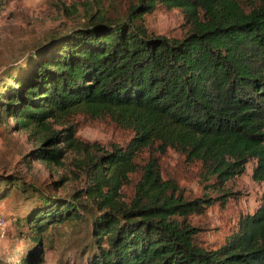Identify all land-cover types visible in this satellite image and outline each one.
Instances as JSON below:
<instances>
[{"label": "trees", "instance_id": "16d2710c", "mask_svg": "<svg viewBox=\"0 0 264 264\" xmlns=\"http://www.w3.org/2000/svg\"><path fill=\"white\" fill-rule=\"evenodd\" d=\"M159 8L184 14L181 39L149 30L145 18ZM7 53L0 126L11 118L12 130L37 138L27 166L35 157L64 167L68 148L85 153L80 115L109 118L130 133L124 146L80 158L75 177L84 186L68 196L0 174V202L40 201L26 225L70 239L58 264H264V190L261 206L217 249L197 241L191 224L226 204L229 182L251 161L253 180L264 184V0L248 14L237 0H137L113 14L87 9ZM169 150L200 164V196L164 174L160 160ZM134 176L127 203L123 189ZM41 253L23 264H44Z\"/></svg>", "mask_w": 264, "mask_h": 264}, {"label": "rangeland", "instance_id": "374dc122", "mask_svg": "<svg viewBox=\"0 0 264 264\" xmlns=\"http://www.w3.org/2000/svg\"><path fill=\"white\" fill-rule=\"evenodd\" d=\"M237 1L247 14L261 5V0ZM133 3H137V0H0V74L9 65L8 50L13 46L18 47L19 42L41 38L61 24L70 23L75 16L84 15L87 9L93 13L104 9L113 14L115 11H127ZM145 19L149 30L158 36L181 39L186 31L184 14L179 10L159 8ZM14 123V119L10 118L0 126V174L21 175L26 181L48 189L50 195L54 196H68L78 188H83L84 184L77 182L75 177L80 172L77 165L80 158H85L83 155L96 151V148L108 150L115 145L124 146L130 139V133L120 130L109 118L80 115L75 123L78 137L84 143L85 153L80 154L68 148L63 159L64 167L43 164L35 157L27 166L23 161L25 154L38 147L39 143L27 131L12 130L9 126ZM56 128L61 129L58 126ZM160 161L164 174L167 177L170 174L177 175L180 186L187 194H192L193 197L201 195L200 164L187 163L185 156L173 150H169ZM255 165L256 162L251 161L244 174L229 182L227 188L230 195L226 204L217 203L207 209L204 215L192 217L191 224L199 228L197 241L204 246L212 249L222 246L238 229L240 220L254 214L261 206L264 184L253 180ZM63 175L66 177L60 183L63 188L56 190V184ZM136 178L132 177L128 186L123 189L127 203L134 195ZM39 203L41 202L28 201L21 196L0 202V221H5L3 225L0 223V264H23L30 253L35 251L43 252L44 264H58L60 257H63L62 251L67 246L65 242L70 240L68 237H60L58 232L50 231L43 235L32 231L24 221L28 211ZM39 245L41 247L37 249ZM70 251L73 253L74 249ZM71 255L72 258L75 257Z\"/></svg>", "mask_w": 264, "mask_h": 264}, {"label": "built area", "instance_id": "2783aa9c", "mask_svg": "<svg viewBox=\"0 0 264 264\" xmlns=\"http://www.w3.org/2000/svg\"><path fill=\"white\" fill-rule=\"evenodd\" d=\"M0 223L3 225L5 223L4 219H1Z\"/></svg>", "mask_w": 264, "mask_h": 264}]
</instances>
